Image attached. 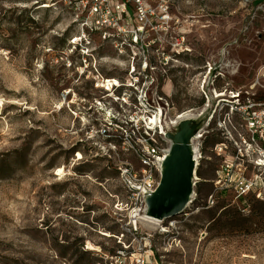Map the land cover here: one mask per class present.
I'll list each match as a JSON object with an SVG mask.
<instances>
[{
    "label": "rangeland",
    "instance_id": "obj_1",
    "mask_svg": "<svg viewBox=\"0 0 264 264\" xmlns=\"http://www.w3.org/2000/svg\"><path fill=\"white\" fill-rule=\"evenodd\" d=\"M79 7L78 0H0V264H107L120 248L131 256L149 246L163 264H264V185L246 198L230 191L208 202L219 169L210 156L216 136L203 140L207 159L191 202L162 224L130 218L121 183V170L139 167L137 140L127 133L129 116L145 115L141 98L151 106L164 105L157 97L169 101L172 115L202 106L208 63L235 87L256 80L264 0H177L186 52L146 91L124 87L129 65L110 42L92 37L86 45ZM170 222L169 234L154 235Z\"/></svg>",
    "mask_w": 264,
    "mask_h": 264
},
{
    "label": "built area",
    "instance_id": "obj_2",
    "mask_svg": "<svg viewBox=\"0 0 264 264\" xmlns=\"http://www.w3.org/2000/svg\"><path fill=\"white\" fill-rule=\"evenodd\" d=\"M78 1L86 45H91L92 37H98L102 42H110L117 55L127 59L129 80L123 85L128 89L157 88L160 78H167L172 60L177 61L186 52L185 29L173 12L177 0ZM87 46L85 56L89 57V54L93 58L94 52ZM223 64L230 65L228 62ZM216 71V64L208 63L206 76L200 83L204 95L202 106L172 115L173 107L169 101L157 97V103L160 101L164 105L151 106L147 99L141 98L144 117L136 113L129 116L131 133L127 135L137 140L132 150L139 160L138 168L121 170L125 206L130 210V218L147 216V199L159 186L163 161L170 148L163 146L159 137L166 141V135L184 120L199 123L190 140L195 172L207 159L203 140L207 136L219 138L210 149V156L218 160L219 169L212 181L215 192L209 195L208 202H214L217 193L230 191H234L237 198H246L254 188L264 185V99L259 95L260 89L264 88V67L256 80L245 87H235L225 81L224 73ZM211 75L214 78L207 81ZM219 76L222 78L220 86L215 83ZM207 82L210 86L206 87ZM122 86L114 83L111 87ZM98 87L101 86L98 84ZM116 120L112 117L111 126ZM256 197L260 198L261 192ZM119 212L116 210L114 215H120ZM173 225L174 222H170L160 226L154 235L169 234ZM126 231L135 234L138 231L136 222L129 224ZM155 251L149 246L129 256L124 247L107 256L106 260L107 264H163Z\"/></svg>",
    "mask_w": 264,
    "mask_h": 264
},
{
    "label": "water",
    "instance_id": "obj_3",
    "mask_svg": "<svg viewBox=\"0 0 264 264\" xmlns=\"http://www.w3.org/2000/svg\"><path fill=\"white\" fill-rule=\"evenodd\" d=\"M199 123L180 122L175 133H169L171 148L162 169L157 190L147 199V216L161 221L184 212L193 194L195 161L190 145Z\"/></svg>",
    "mask_w": 264,
    "mask_h": 264
},
{
    "label": "bare ground",
    "instance_id": "obj_4",
    "mask_svg": "<svg viewBox=\"0 0 264 264\" xmlns=\"http://www.w3.org/2000/svg\"><path fill=\"white\" fill-rule=\"evenodd\" d=\"M48 5L46 4L45 5V7H47ZM76 41V40H75ZM72 43V42H71ZM112 80H109V81H107V82H111ZM117 84V83H116ZM107 89V88H106ZM170 148H171V146H170ZM170 148H169V151H168V154L166 155V157L164 158V161H163V164H164V162H165V160H166V158H167V156L169 155V152H170ZM80 154V153H79ZM81 158V157H80ZM79 158V159H80ZM62 172V169L61 168H59L58 169V173H61ZM194 178H196V176L194 177ZM190 203V202H189ZM188 203V204H189ZM140 220L141 221H145V222H148V223H150V224H153V225H159L162 221L161 220H158V219H155V218H152V217H148V216H146V217H144V218H140ZM89 249L90 250H93V251H96L97 249L94 247V246H92V245H90L89 244Z\"/></svg>",
    "mask_w": 264,
    "mask_h": 264
}]
</instances>
